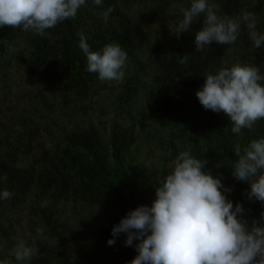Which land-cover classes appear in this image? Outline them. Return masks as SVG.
I'll list each match as a JSON object with an SVG mask.
<instances>
[{
	"label": "trees",
	"instance_id": "obj_1",
	"mask_svg": "<svg viewBox=\"0 0 264 264\" xmlns=\"http://www.w3.org/2000/svg\"><path fill=\"white\" fill-rule=\"evenodd\" d=\"M209 2L217 6L222 18H236L241 10L253 13L256 30L264 33V0ZM190 3L191 0H102L96 6L92 0H86L74 19L46 30L43 37L20 28L0 27V74L10 77L13 68L22 69L25 80L36 84L27 91L33 93L29 97L36 103L38 97L42 100L52 97L55 102L45 103L49 112H53L58 100L69 106L92 100L111 82L101 81L98 73L86 70L87 58L79 47L78 33H83L92 51H99L108 43L120 45L127 58H131L130 66L136 64L139 53L145 54L158 72L148 94L151 107L140 112L141 125L170 127L176 137L194 136L191 154L207 160L205 171L221 179L222 190L231 189L226 193L228 198L234 206L243 205L244 218L249 223L254 220L264 223L261 220L264 204L249 199L250 182L235 179L229 167L231 161L238 159L237 145L243 149L252 140L264 138V119L258 120L251 130L244 128L235 134L227 115L205 110L196 96L204 84L205 73L216 74L232 67L233 51H238L241 65L257 66L264 75V44L256 48L249 30L242 24L235 43L213 42L196 51V33L202 28L203 17L194 20L189 31L179 38L168 27L183 19L182 10L189 8ZM109 7L113 11L105 23L101 13ZM133 7L144 8L165 20L162 32L152 25L146 31L137 29L131 16ZM184 55L187 61L182 64ZM122 86L126 90L122 96L127 98L131 95L130 85ZM35 106L9 110L7 118L0 110V193L8 190L17 199L36 188L39 192L35 193H49L51 200L40 211L43 236L33 234L27 241L31 245L35 238L38 248V255L30 264H128L138 255L135 248L138 241L126 246L127 235L113 237L112 228L130 210L151 206L156 187L169 169L140 162L134 154L136 125L125 126L119 120H113L109 133L94 125L73 127L62 145L42 159L41 164L34 165L32 162L37 159L32 157V138L41 125L37 123L40 110ZM217 162L225 167H217ZM8 200H0V209L9 205ZM62 200L89 206L95 212L71 230L65 227L56 210ZM109 239H115V244L109 246ZM11 264H17L15 257Z\"/></svg>",
	"mask_w": 264,
	"mask_h": 264
},
{
	"label": "clouds",
	"instance_id": "obj_2",
	"mask_svg": "<svg viewBox=\"0 0 264 264\" xmlns=\"http://www.w3.org/2000/svg\"><path fill=\"white\" fill-rule=\"evenodd\" d=\"M99 6L102 0H92ZM86 0H0V27L11 26L34 35L45 36L65 20L74 19ZM109 7L101 15L107 23ZM178 24H168L170 33L179 38L189 31L194 20L203 17L202 28L196 33V51L216 42L229 45L236 42L241 25H246L256 48L264 44V33L256 30L253 13L241 10L236 18H222L218 8L209 0H191L183 9ZM79 47L87 58L86 70L98 73L101 81H122L127 53L116 43H108L99 51L90 50L83 33ZM184 55L180 63H185ZM204 84L196 96L205 110L223 112L230 118L231 131L252 129L264 119V75L257 66L236 64L216 74L205 73ZM229 167L238 181L250 182L249 199L264 204V138L252 140L241 148L237 145ZM207 160L181 151L169 164L168 174L156 187L151 206L130 210L112 228L113 237L127 235L126 246H133L138 255L128 264H264V223L244 218L242 204L234 206L223 189L219 177L205 171ZM217 167H225L217 162ZM6 179V177H4ZM12 193L4 190L0 200L10 199ZM264 221V213L261 215ZM37 236L43 230L36 229ZM109 246L115 239L107 241ZM17 264H30L38 255L35 238L28 245L24 240L12 249ZM0 264H8L7 261Z\"/></svg>",
	"mask_w": 264,
	"mask_h": 264
},
{
	"label": "rangeland",
	"instance_id": "obj_3",
	"mask_svg": "<svg viewBox=\"0 0 264 264\" xmlns=\"http://www.w3.org/2000/svg\"><path fill=\"white\" fill-rule=\"evenodd\" d=\"M166 13L168 14V12ZM131 16L137 29L142 28L141 30L146 31L152 25L157 27L159 32L163 30L165 20L156 13L151 15L144 8L138 10L133 7ZM239 58L238 51L231 52V65L241 64ZM130 59L127 58L125 67L122 69L124 71L122 81L108 82L107 88L102 89L100 94L92 100L78 102L70 106L58 100V107L53 112H49L45 103L46 101L55 102L52 97L45 100L38 97L37 103L29 97L33 93L27 91H30L36 84L31 85L25 80L26 77L22 69L13 68L14 72L10 73V77L0 74V110H2L1 114L4 118L10 116L9 110H17L25 105L32 107L33 104H36L35 107L40 110V113L37 114V118H39L37 123L41 125L38 126L34 138H32V157L37 159L36 162H32L34 165L41 164L42 159L62 145L66 133L73 127L94 125L101 131L109 133L113 120H119L125 126L136 125L137 140L134 154L140 162L169 169V164L179 152L193 153L194 136L191 138L182 134L181 137H176L173 136L170 127L153 124L141 125L140 112H147L151 107L148 94L152 90V83L158 70L152 61L148 62L143 53H139L134 66H130ZM245 64L242 63V65ZM123 83L130 85L131 95L127 98L122 96L126 91L122 86ZM41 113L44 115L43 117H41ZM13 131L18 133L16 130ZM23 140L27 141L22 138ZM37 191L35 188L27 196L19 195L20 198L17 199L15 196L11 197L8 200L9 205L0 209V262L7 261L8 264H11L14 257L11 252L18 242L24 240L27 243L33 234L37 235V228L43 229L40 211L48 207L51 200L48 196L49 193H35ZM56 208L60 220L64 222L65 227H69L71 230L77 229L82 220L95 212L89 206L75 204L69 200L60 201Z\"/></svg>",
	"mask_w": 264,
	"mask_h": 264
}]
</instances>
